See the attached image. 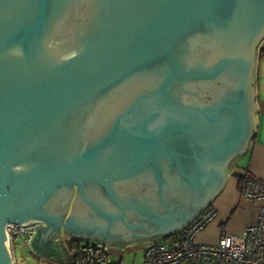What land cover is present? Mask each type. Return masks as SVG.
Segmentation results:
<instances>
[{"label":"water","instance_id":"obj_1","mask_svg":"<svg viewBox=\"0 0 264 264\" xmlns=\"http://www.w3.org/2000/svg\"><path fill=\"white\" fill-rule=\"evenodd\" d=\"M263 41L264 0H0V264L8 223L62 263L61 234L189 225L255 135Z\"/></svg>","mask_w":264,"mask_h":264},{"label":"built area","instance_id":"obj_2","mask_svg":"<svg viewBox=\"0 0 264 264\" xmlns=\"http://www.w3.org/2000/svg\"><path fill=\"white\" fill-rule=\"evenodd\" d=\"M240 192L244 198L259 202L256 222L248 224L242 233H223L215 243L196 241V234L215 216L214 206H209L176 234L145 242L142 264H264V179L244 177ZM35 226L34 223L6 225V244L13 264L17 262L14 242L20 240L29 247ZM70 250L71 264H121V259L113 260L112 254L123 252L96 240H75Z\"/></svg>","mask_w":264,"mask_h":264},{"label":"crops","instance_id":"obj_3","mask_svg":"<svg viewBox=\"0 0 264 264\" xmlns=\"http://www.w3.org/2000/svg\"><path fill=\"white\" fill-rule=\"evenodd\" d=\"M256 97L255 135L247 152L235 162L223 190L213 201L215 216L205 228L196 234V241L200 240L203 243L217 241L218 237L225 231L220 228V235L218 236L216 226L229 220L236 211L239 215L236 218L238 221L231 226L230 233L240 234L248 224L257 220L259 202L248 200L241 195L238 187V177L247 174L253 178L264 179V41L260 47L257 62ZM61 264L67 263L63 262Z\"/></svg>","mask_w":264,"mask_h":264},{"label":"rangeland","instance_id":"obj_4","mask_svg":"<svg viewBox=\"0 0 264 264\" xmlns=\"http://www.w3.org/2000/svg\"><path fill=\"white\" fill-rule=\"evenodd\" d=\"M236 214H237V211L231 216L229 220H226L224 223L216 226V229L218 230L217 231L218 236L220 235V228L224 230L225 231L224 234H227V235L239 234V233L229 232V229H231V226L234 225L236 221H238V219L236 218L239 215L238 214L236 215ZM197 241L200 243H203L200 240H197ZM69 242H70V238H66L65 244L68 250V257L65 260V262L67 264H71L73 262V253L71 252L69 248ZM215 242H208V243H215ZM14 248H15V255L17 258L16 264H46V261L43 258H42V261H38L35 255L33 254V252L31 251V249L28 246L22 244L20 240H16L14 242ZM144 250H145L144 246H139L138 244H134V245L126 247L123 252H120V255H116L117 252L112 254V259L119 260L120 258L121 264H142L144 260Z\"/></svg>","mask_w":264,"mask_h":264},{"label":"flooded vegetation","instance_id":"obj_5","mask_svg":"<svg viewBox=\"0 0 264 264\" xmlns=\"http://www.w3.org/2000/svg\"><path fill=\"white\" fill-rule=\"evenodd\" d=\"M263 43V42H262ZM262 45V44H261ZM261 47V46H260ZM259 53H260V50H259ZM210 206H213V205H210ZM209 207V206H208ZM62 232H60L59 233V235L61 234ZM66 238H69L67 235H65V234H61V236H60V238H59V241H65L66 240ZM134 244H138L139 246H144V244H145V241H138V242H136V243H133V244H131V245H134ZM131 245H128V246H131ZM111 246V245H110ZM112 248H113V250H117V249H119L120 251L122 250V251H124L125 250V248H122V247H117V246H111ZM55 248H57V247H55ZM54 247H52V250H54V251H58L59 250V254H62L61 253V249H60V247L58 248V249H55ZM34 255H35V257L37 258V260L38 261H42V258L43 259H45V261H46V264H61L62 262H60L61 260H60V258H62V257H60V258H48V257H40V255H38V254H36V253H33Z\"/></svg>","mask_w":264,"mask_h":264},{"label":"trees","instance_id":"obj_6","mask_svg":"<svg viewBox=\"0 0 264 264\" xmlns=\"http://www.w3.org/2000/svg\"><path fill=\"white\" fill-rule=\"evenodd\" d=\"M246 176H249V175L244 174V175H240V176L238 177V187H239V190H241V186H242V183H243L244 177H246ZM74 241H75V240H71V239H70V242H69V248L72 247ZM74 259H75V257H74Z\"/></svg>","mask_w":264,"mask_h":264}]
</instances>
